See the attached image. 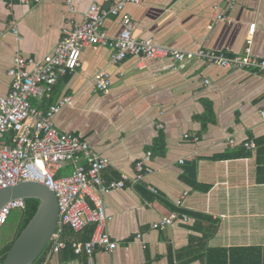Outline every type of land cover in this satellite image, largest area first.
<instances>
[{
	"label": "crops",
	"instance_id": "obj_1",
	"mask_svg": "<svg viewBox=\"0 0 264 264\" xmlns=\"http://www.w3.org/2000/svg\"><path fill=\"white\" fill-rule=\"evenodd\" d=\"M72 2L74 11L65 0H0V95L10 90L7 72L17 54L42 58L92 3L110 5ZM124 17L135 22L136 38L179 51L206 48L233 57L249 47L264 57V0H141L106 17L104 31L116 36ZM109 54L108 46H85L80 65L31 104L47 110L71 98L55 114V125L108 159L106 181L132 176L146 151L155 171L101 194L113 251L97 248L89 256L70 245L52 254L47 248L43 264H264V74L198 57L140 63L127 56L113 64ZM101 71L110 75L105 92L94 89ZM248 140L254 148L243 145ZM69 171L65 165L58 174ZM173 214L165 228L151 227ZM94 228H66L64 239L87 241Z\"/></svg>",
	"mask_w": 264,
	"mask_h": 264
},
{
	"label": "built area",
	"instance_id": "obj_2",
	"mask_svg": "<svg viewBox=\"0 0 264 264\" xmlns=\"http://www.w3.org/2000/svg\"><path fill=\"white\" fill-rule=\"evenodd\" d=\"M65 3L69 11H74L72 0H65ZM127 3L139 4L141 0H110L107 9L92 3L84 13L82 22L65 30L50 53L40 59L17 54L7 72L11 76L10 90L6 95H0V189L21 181H36L54 192L59 214L55 232L48 245L51 254L68 245L76 254L84 252L89 256L97 248L113 251L117 243L105 228L110 217L106 213L101 194L122 188L126 182L135 184L155 171L151 163L152 152L146 151L136 160L132 176L125 174L120 179L106 181L102 171L108 166V159L94 151L76 134L62 131L55 125V114L71 98L64 97L47 110H40L31 104L32 98L48 96L61 77L80 65L81 51L85 46H108L109 59L113 64L127 56L138 57L140 63L166 58L181 62L190 57H198L221 67L264 74V57L253 56L249 47L244 54L233 57L222 51L206 48L179 51L151 39L136 38L133 34L135 22L128 17L122 18L120 32L116 36H109L103 29L106 17L118 15ZM254 28L255 23L250 25L249 32L253 33ZM13 32L17 33L15 26ZM109 85V73L99 72L95 78V91L105 92ZM262 115L264 116V112ZM9 131H12L11 142L5 139ZM229 143L233 144L234 140L230 139ZM243 145L249 149L255 147L252 140ZM81 158L86 160L85 164L80 162ZM65 165L70 166V171L58 174V170ZM150 189L157 192L154 187ZM184 194L176 202L178 205L182 204V199L186 196ZM24 207L23 199L7 202L0 209V231L11 212ZM182 217L186 219L185 215ZM173 220L174 214L152 223L151 227L163 229ZM88 224L95 226L89 240L67 242L64 239L66 228L80 231Z\"/></svg>",
	"mask_w": 264,
	"mask_h": 264
},
{
	"label": "water",
	"instance_id": "obj_3",
	"mask_svg": "<svg viewBox=\"0 0 264 264\" xmlns=\"http://www.w3.org/2000/svg\"><path fill=\"white\" fill-rule=\"evenodd\" d=\"M34 198L38 207L27 225L10 242L0 264H34L44 253L55 232L58 200L54 192L36 181H21L0 189V209L9 201Z\"/></svg>",
	"mask_w": 264,
	"mask_h": 264
},
{
	"label": "trees",
	"instance_id": "obj_4",
	"mask_svg": "<svg viewBox=\"0 0 264 264\" xmlns=\"http://www.w3.org/2000/svg\"><path fill=\"white\" fill-rule=\"evenodd\" d=\"M24 201H25V207L21 210V218L15 235H18L20 231L27 225L29 220L36 212L39 204V201L34 198L25 199ZM9 248H10V243L7 244L4 248H2V250L0 251V263L3 262ZM47 248L49 249V247ZM47 248L44 251V253L34 262V264H43L45 253L48 250Z\"/></svg>",
	"mask_w": 264,
	"mask_h": 264
},
{
	"label": "rangeland",
	"instance_id": "obj_5",
	"mask_svg": "<svg viewBox=\"0 0 264 264\" xmlns=\"http://www.w3.org/2000/svg\"><path fill=\"white\" fill-rule=\"evenodd\" d=\"M21 218V210H14L8 217L6 224L0 231V251L14 238Z\"/></svg>",
	"mask_w": 264,
	"mask_h": 264
}]
</instances>
